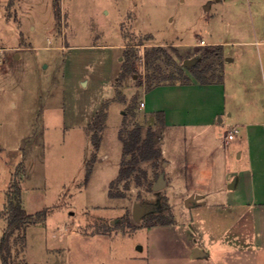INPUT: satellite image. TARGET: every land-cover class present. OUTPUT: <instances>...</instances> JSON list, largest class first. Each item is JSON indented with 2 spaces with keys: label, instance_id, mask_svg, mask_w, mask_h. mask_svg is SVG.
Returning a JSON list of instances; mask_svg holds the SVG:
<instances>
[{
  "label": "rangeland",
  "instance_id": "obj_1",
  "mask_svg": "<svg viewBox=\"0 0 264 264\" xmlns=\"http://www.w3.org/2000/svg\"><path fill=\"white\" fill-rule=\"evenodd\" d=\"M211 46L222 52L202 63L204 76L224 77L222 87L146 95L147 75L154 84L178 78L160 86L198 81L184 61ZM154 47L170 57L146 66ZM126 53L133 71L120 79ZM104 104L96 150L89 126ZM161 105L175 125L150 112ZM217 106L212 127L193 125ZM139 136L161 156L148 145L121 177L135 154L125 143ZM161 174L166 187L156 192ZM15 182L24 209L46 213L26 232L8 230ZM192 190L217 206L188 207ZM135 203L158 207L136 222ZM229 227L226 241L236 236V245L188 258L209 230ZM3 237L10 264H264V0H0Z\"/></svg>",
  "mask_w": 264,
  "mask_h": 264
},
{
  "label": "trees",
  "instance_id": "obj_2",
  "mask_svg": "<svg viewBox=\"0 0 264 264\" xmlns=\"http://www.w3.org/2000/svg\"><path fill=\"white\" fill-rule=\"evenodd\" d=\"M176 55L178 54V51L173 48L172 50ZM133 52V50H132ZM222 47L221 46H211L203 50L201 56L196 59V64L190 68L192 74L194 77L202 84L208 85L211 84V82L205 78V73L203 70L202 63L211 59L212 57H218L221 55ZM127 57L125 62L122 66V72L120 73L119 78L125 79L127 74H131L133 71V55H129V53H126ZM161 56L170 57L169 54L165 49L162 47H154L150 50H148L144 55V60L146 66L151 65L152 62L155 63V61L160 58ZM155 60V61H154ZM179 76H185L183 73V69L180 67L178 69ZM175 75H172L171 77H164L162 79H159L160 81L156 84H154V78L151 75H147V83H148V90H153L156 86H160L163 82H175L178 80V78L174 77ZM184 81H188V78L185 77ZM223 81V80H222ZM221 81V82H222ZM108 116V107L107 104L102 105V107L99 109V111L96 113L93 122L89 126V130L92 133L91 136V143L93 147L97 150L100 148L101 145V133L106 127V120ZM162 116V114H161ZM139 142L136 143L135 146H131L126 144V152H134V159L129 161L126 165V168L124 171H121L120 176L123 177L126 172L133 171L134 167H132L134 164H137V152H140V154H143L145 147L150 145V147L153 149V141L152 139L145 140L142 142V146H140V136L138 137ZM154 153L156 154V158L161 156V151L154 150ZM133 155V154H132ZM92 172V166H89L88 168V175H91ZM146 177V176H145ZM112 197V196H111ZM6 211H7V223H8V230L10 232L23 230L26 232L29 225L36 224L38 222V219H45L46 213H38L36 215L29 214L22 205V192L21 187L18 182H15L12 186V194L8 195L7 198V204H6ZM24 241H25V235H24ZM7 240L6 237H3L1 239L0 243V257L3 264H10L9 257H10V248L6 244Z\"/></svg>",
  "mask_w": 264,
  "mask_h": 264
},
{
  "label": "crops",
  "instance_id": "obj_3",
  "mask_svg": "<svg viewBox=\"0 0 264 264\" xmlns=\"http://www.w3.org/2000/svg\"><path fill=\"white\" fill-rule=\"evenodd\" d=\"M204 41V40H203ZM205 42V41H204ZM202 43V42H201ZM209 45H212V44H216V43H208ZM202 45H206V42ZM223 83H224V77H223V81L222 83L220 84H208V85H204L198 81H193L192 83L188 84V85H182V84H177V85H167V86H160V87H157V88H154L153 90L151 91H148V93L146 92V95L151 93V92H154V91H157L158 89H170L172 91H176V90H180V91H185V90H188V89H193V90H196V91H201V92H206V91H211L212 89H215V88H219V87H222L223 86ZM147 107V104L145 103L144 104V108ZM223 108H220L219 106L215 107V111L211 112L209 114L208 117L206 118H201V119H198L197 121H195V123L193 125L197 126V127H212L213 124L215 123L214 122V118L218 117L221 113ZM171 111L169 107L165 106V105H161L159 107H157L156 109H153V111H150L152 113H155V112H162L164 113L165 115V122H166V126H170V125H175L174 123H172L171 121ZM243 126V125H242ZM234 128H238L239 130V126H235ZM233 128V129H234ZM232 129V130H233ZM239 133V132H238ZM196 137H200V136H196ZM226 144H229V141H228V137L226 138V141H225ZM202 146V145H200ZM187 168V167H186ZM186 195H185V199L192 196V195H198L200 196L201 198L195 203L193 204L192 206H198V207H215L217 205H214V206H210L208 204V193H205V194H202L200 192V190H192V191H187L185 192ZM221 207V206H219ZM235 209V207H231L229 209L230 212H233ZM196 229L197 231L199 232L198 236H200V239H204V237L201 236L202 234V230L196 226ZM228 230H230V227L228 229H226V231L224 232H220L219 234L215 235L217 232H211L210 230L208 231V236H207V240L205 243H203L204 245H198L197 247L200 249V255L197 257V258H194L193 257V254H194V250L196 249V246L193 248L192 250V253L190 256H188V258H191L193 260H201L203 258H210V256L212 255V250H221L223 251V246H225V248L228 246H231V245H236L237 242H238V239L237 237L235 236L234 238L231 239V241H226V233L228 232ZM206 234V233H205ZM238 234V232L236 233V235ZM240 235H241V232H240Z\"/></svg>",
  "mask_w": 264,
  "mask_h": 264
},
{
  "label": "water",
  "instance_id": "obj_4",
  "mask_svg": "<svg viewBox=\"0 0 264 264\" xmlns=\"http://www.w3.org/2000/svg\"><path fill=\"white\" fill-rule=\"evenodd\" d=\"M196 64V59H187L184 61V66H187L188 68L193 67ZM166 165V164H165ZM166 187V180L164 178V174H161L159 177V180L157 184L154 186L153 190L158 192ZM201 197L198 195H192L186 200V205L188 207L195 204ZM158 205L157 204H151V203H135L133 207V217L136 222H140L142 218L152 212H155L157 210ZM200 249L196 248L194 250L193 257L197 258L200 255Z\"/></svg>",
  "mask_w": 264,
  "mask_h": 264
},
{
  "label": "built area",
  "instance_id": "obj_5",
  "mask_svg": "<svg viewBox=\"0 0 264 264\" xmlns=\"http://www.w3.org/2000/svg\"><path fill=\"white\" fill-rule=\"evenodd\" d=\"M205 42L202 41V44ZM239 130L238 128H234L229 134H228V141L233 140L235 138V135L238 134Z\"/></svg>",
  "mask_w": 264,
  "mask_h": 264
}]
</instances>
